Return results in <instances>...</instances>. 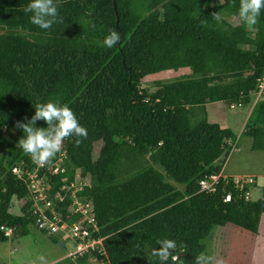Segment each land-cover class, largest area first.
Instances as JSON below:
<instances>
[{
    "label": "trees",
    "instance_id": "trees-1",
    "mask_svg": "<svg viewBox=\"0 0 264 264\" xmlns=\"http://www.w3.org/2000/svg\"><path fill=\"white\" fill-rule=\"evenodd\" d=\"M29 2L0 0V131L6 137H0V226H18L9 238L0 232V244L26 234L35 219L26 183L11 174L14 167H35L17 144L23 132L15 122L53 97L71 107L88 136L79 146L76 137L64 142L66 171L47 183L55 192L76 173L78 182L88 181L75 196L91 201L97 228L91 236L103 239L105 251L104 258L90 252L56 264H154L151 251L164 238L176 241L174 255L194 264L213 227L256 235L260 200H244L231 180L220 181L213 194L199 193L197 183L222 172L237 141L207 121L205 105L250 107L243 133L252 150L262 148L264 94L253 104L251 93L264 71V11L251 31L239 20V7H231L239 0H61L63 23L44 30L23 11ZM213 12L238 23L227 17L217 23ZM110 29L122 37L113 48L103 45ZM182 69L188 73L154 81L152 90L142 85ZM70 193L60 192L56 207L63 220Z\"/></svg>",
    "mask_w": 264,
    "mask_h": 264
},
{
    "label": "rangeland",
    "instance_id": "rangeland-1",
    "mask_svg": "<svg viewBox=\"0 0 264 264\" xmlns=\"http://www.w3.org/2000/svg\"><path fill=\"white\" fill-rule=\"evenodd\" d=\"M231 7L238 8L239 2L233 3ZM223 16L231 19L228 21L231 24L238 23L235 17ZM187 73L186 69L178 72L165 71L143 79L142 85L152 90L151 83L154 81L167 82ZM205 113L209 123H215L222 128L227 127L237 139L235 149L230 152L222 168L224 175L252 178V184L254 183L252 176H254L255 186L249 189L250 200H260L264 203V137L262 148L252 150V138L244 134L249 115L248 108L238 107L230 111L228 106L216 103L205 105ZM94 152L95 155L97 146L94 147ZM75 179L76 182L79 180L78 173ZM87 182L86 179L82 181L83 184ZM175 187L181 189L180 186L175 185ZM17 211L18 207L14 201L11 213L16 214ZM60 241H63L64 245H58V241L53 243L43 233L32 226H27L26 234L0 244V264H41L40 257H44L46 264H56L73 248L70 241L66 239ZM203 244L205 252L212 257V264H264V212L261 214L256 235L232 225L213 227Z\"/></svg>",
    "mask_w": 264,
    "mask_h": 264
},
{
    "label": "clouds",
    "instance_id": "clouds-1",
    "mask_svg": "<svg viewBox=\"0 0 264 264\" xmlns=\"http://www.w3.org/2000/svg\"><path fill=\"white\" fill-rule=\"evenodd\" d=\"M61 0H30L23 8L25 13H31L30 22L41 29H51L54 24L63 23L59 16ZM262 11L264 0H239L238 17L246 29L256 31ZM211 17L217 23L223 20L219 12H213ZM207 23V21H202ZM121 33L110 29L103 40V45L113 48L121 41ZM35 112L31 118L15 122V127L22 130L23 135L17 141L22 151L39 166L52 163L56 155L63 150L64 142L76 137L75 145L79 146L82 139L88 136V130L82 126L71 107L61 103L58 98H49L47 102L35 105ZM37 121H44L46 127H38ZM250 196V195H249ZM158 247L153 248L151 256L155 258L154 264H185L180 255H174L177 243L173 239H158ZM41 264H46L44 257H40ZM194 264H212V257L201 251Z\"/></svg>",
    "mask_w": 264,
    "mask_h": 264
},
{
    "label": "built area",
    "instance_id": "built-area-1",
    "mask_svg": "<svg viewBox=\"0 0 264 264\" xmlns=\"http://www.w3.org/2000/svg\"><path fill=\"white\" fill-rule=\"evenodd\" d=\"M264 94V71L257 82L256 90L251 93L253 96V104L259 100ZM240 107L239 103H231L228 110L233 111ZM230 146L229 142H225ZM233 147L232 150L233 151ZM64 152L57 154L54 162L47 166H39L33 161L34 169L23 170L20 167L11 169V174L19 181L26 183L28 194L32 201V215L35 216L32 227L37 231L44 233L47 237L57 239L58 245L63 243V239L70 241L72 244V251L69 252L65 258L75 259L90 252H95L99 257H105V251L102 247V238H92L91 232L97 233L93 218V207L91 201L86 198H79L75 196L76 191H80L82 187L87 186L82 182H76V179L66 186H61L59 191H53L52 187L47 183L48 177L62 174L66 171L63 167ZM45 169L41 175L39 172ZM252 178L229 177L222 173L210 175L198 181V192L203 194H213L216 191V186L220 181L224 184L231 180L235 188L242 193L244 200L249 199V192H242L244 187L252 184ZM60 192H71L69 194L70 205L67 208V215L69 217L77 216L72 222L69 217L64 220L61 219L59 213L56 211L57 204L63 201L64 196ZM224 203L230 201V194H226L222 200ZM18 226L11 228L0 226V232L3 236L9 238L13 232H17Z\"/></svg>",
    "mask_w": 264,
    "mask_h": 264
},
{
    "label": "crops",
    "instance_id": "crops-1",
    "mask_svg": "<svg viewBox=\"0 0 264 264\" xmlns=\"http://www.w3.org/2000/svg\"><path fill=\"white\" fill-rule=\"evenodd\" d=\"M248 110H249V112H250V107L248 108ZM227 128V127H226ZM223 175H224V172H223V170H222V172H221ZM229 175H232V174H227L226 176H229ZM253 177V185L252 186H255V178H254V176H252ZM250 197V196H249Z\"/></svg>",
    "mask_w": 264,
    "mask_h": 264
},
{
    "label": "water",
    "instance_id": "water-1",
    "mask_svg": "<svg viewBox=\"0 0 264 264\" xmlns=\"http://www.w3.org/2000/svg\"><path fill=\"white\" fill-rule=\"evenodd\" d=\"M0 137L3 139H6V137L2 134V132L0 131ZM262 204L264 205V203L262 202ZM264 212V210H262Z\"/></svg>",
    "mask_w": 264,
    "mask_h": 264
}]
</instances>
